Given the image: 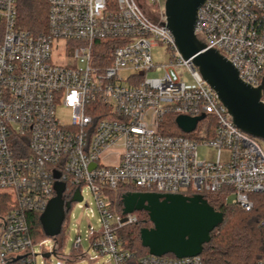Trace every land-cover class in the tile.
Wrapping results in <instances>:
<instances>
[{
	"label": "built area",
	"instance_id": "1",
	"mask_svg": "<svg viewBox=\"0 0 264 264\" xmlns=\"http://www.w3.org/2000/svg\"><path fill=\"white\" fill-rule=\"evenodd\" d=\"M45 1L47 32L35 34L20 26L19 0H0V196L7 202L0 213V264H37L38 242L25 215L45 211L57 182L66 184L65 192L72 188L71 199L78 190L82 196L67 211L65 228L74 204L88 206L80 202L83 188H90L101 228L90 226L85 239L116 264H203L201 255L138 257L120 234L140 217L113 208L106 191L214 194L249 211L252 195L264 193V148L258 138L233 122L192 60L180 55L160 0H149L157 5V18L138 0ZM195 34L207 49L232 61L243 81L262 84L264 0H207L199 8ZM159 44L171 50L166 64L153 62ZM79 58L86 60L84 68L77 66ZM125 70L132 73L123 78ZM60 109L68 118L59 116ZM203 114L188 133L197 138L165 130L167 115ZM208 116L216 122L213 137L199 132ZM200 145L216 148V158L201 159ZM222 149L230 152L227 161ZM114 154L116 164L103 162ZM83 240L78 233L73 242L81 258L88 254L82 252ZM61 246L57 240L53 249ZM257 264H264V257Z\"/></svg>",
	"mask_w": 264,
	"mask_h": 264
},
{
	"label": "water",
	"instance_id": "2",
	"mask_svg": "<svg viewBox=\"0 0 264 264\" xmlns=\"http://www.w3.org/2000/svg\"><path fill=\"white\" fill-rule=\"evenodd\" d=\"M207 0H165L166 25L175 38L178 52L185 60H192L203 78L227 107L233 122L244 132L264 140L263 84L253 87L239 76L238 69L215 48L207 49L195 34L199 8ZM264 78V77H263ZM205 115L176 118L184 133L193 132ZM66 184L56 183V195L49 200L41 216L44 230L55 242L61 232L72 202L81 201L78 190L65 201ZM123 213L145 211L152 223L140 231L142 245L152 255L173 254L183 258L201 255L211 233L224 220V213L216 210L202 194H162L157 192H128L123 195ZM56 250L42 253L45 258Z\"/></svg>",
	"mask_w": 264,
	"mask_h": 264
},
{
	"label": "trees",
	"instance_id": "3",
	"mask_svg": "<svg viewBox=\"0 0 264 264\" xmlns=\"http://www.w3.org/2000/svg\"><path fill=\"white\" fill-rule=\"evenodd\" d=\"M48 4L45 0H19V22L23 29L35 34L47 32ZM2 28L0 26V40ZM208 120V121H207ZM209 124L207 136L213 137L216 122L211 117L205 118L202 123ZM165 130L177 135H186L197 138L198 135L183 133L176 124L175 115L165 117ZM71 187L67 186L64 193L65 201H70ZM128 192H139L138 189L119 188L118 190L106 191L113 208L123 210L122 198ZM204 197L218 211L224 213L223 222L211 233L210 242L204 245L201 258L203 264H257L264 257V193L252 195L254 207L247 211L238 206L227 204L219 195L205 194ZM5 197L0 196V213L4 212ZM3 205V206H2ZM43 211H28L25 220L30 226V236L35 242H40L44 236L49 237L43 227L41 216ZM68 213H66V216ZM65 216V218H66ZM152 223L146 217L140 219L136 225L127 227L121 232L127 246L136 252L137 256L149 254V250L141 243L140 231L144 227H151ZM67 228L62 226L57 240L64 241ZM174 257L173 254H167ZM137 261H134V263Z\"/></svg>",
	"mask_w": 264,
	"mask_h": 264
},
{
	"label": "rangeland",
	"instance_id": "4",
	"mask_svg": "<svg viewBox=\"0 0 264 264\" xmlns=\"http://www.w3.org/2000/svg\"><path fill=\"white\" fill-rule=\"evenodd\" d=\"M142 8L152 17L157 18V13L154 11L157 9V5L153 6L150 4L149 0H138ZM161 5L164 7L165 0H160ZM57 54H54V60H56ZM152 57L154 64L160 65V64H166L170 61L171 56V50H169L167 45L159 44L155 47H153L152 50ZM53 60V61H54ZM77 66L80 68H84L86 65V60L83 58H79L76 61ZM132 72L130 70H125L121 73V76L123 78H126L128 75H130ZM161 73L158 72H150V76L160 75ZM185 76H188L191 79V75L189 72L183 73ZM192 81V79H191ZM59 116L62 118H68L69 112L65 110H59ZM208 121V120H207ZM204 122V123H207ZM201 123L199 126V132L205 131L203 128V124ZM260 144L264 148V140L258 138ZM199 156L201 159H209L213 160L216 158L217 155V149L207 146V145H200L198 147ZM230 152L227 149H222L221 157L223 161H227L229 159ZM117 155H113L109 158H106L103 160L105 163H114L116 164L118 162ZM83 196L84 200L80 203H82L84 206L88 204L87 207L84 209L79 208L78 204H74L71 211L69 212V225L67 227V231L65 233L64 241L62 242V246L57 251V254H52L50 257L45 258L42 256L43 248L42 244H44L45 251L46 252H52L54 248L55 242L47 237L44 236L40 239L42 244H39L41 242H38L35 246V253H37L36 263L37 264H116L113 260V258L110 255H102L97 250L91 247V244L88 239H85L87 232L90 229V226L93 227L95 230H99L101 228V225L99 224V211L96 205V200L94 197V194L88 187L83 188ZM228 199L230 202L233 201L234 195H229ZM136 214L140 217V219L148 218V214L145 211H136ZM150 222V220H149ZM80 233L82 237H84V240L82 242V252H87V256L82 257L79 256L81 253H78L73 248V242L77 234ZM75 256L78 259L67 262L65 260V257ZM79 256V257H78ZM89 256L91 259H89ZM73 259V258H72Z\"/></svg>",
	"mask_w": 264,
	"mask_h": 264
}]
</instances>
